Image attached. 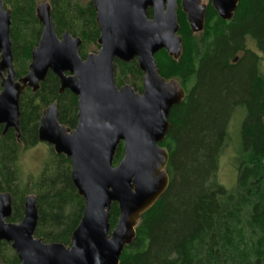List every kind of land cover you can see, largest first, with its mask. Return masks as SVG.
<instances>
[{
  "label": "trees",
  "instance_id": "1",
  "mask_svg": "<svg viewBox=\"0 0 264 264\" xmlns=\"http://www.w3.org/2000/svg\"><path fill=\"white\" fill-rule=\"evenodd\" d=\"M10 10V49L16 79L28 71L31 52L40 38L41 25L35 16V0H3ZM50 3L51 18L57 36L67 32L82 40L79 55L85 59L88 44L99 49V32L91 1L86 9L71 4L59 14ZM8 5V6H7ZM151 17V10H148ZM87 15L79 25L78 16ZM178 35L181 55L173 59L162 50L154 59L158 74L165 81L177 82L185 93L182 102L172 107L169 130L159 145L169 161L165 171L169 185L161 198L142 216L135 227V238L124 248L119 264H264V75L259 58L245 48V39L264 53V0H239L234 16L224 22L210 1L206 5L201 38L191 31L177 1ZM70 20V23L68 22ZM199 38V39H198ZM88 43V44H87ZM243 57L231 64L237 53ZM117 87L132 80L134 90L142 92V72L136 60H114ZM194 74V75H193ZM55 104L60 125L73 130L77 125V97L59 92L55 75L48 73L32 92L24 90L19 99V137L14 130L5 133L0 126V192L12 200L7 222L18 223L23 217L24 194L17 186L14 163L21 145L38 143L41 115ZM241 114L235 159L236 181L231 190L217 180L219 158L229 140V125ZM123 156L120 144L113 166ZM35 182L38 223L35 238L42 242L70 246L79 224L84 201L72 184L70 160L54 155ZM44 172V171H43ZM117 204L109 211L112 231L118 221ZM6 242L0 241V262L20 264Z\"/></svg>",
  "mask_w": 264,
  "mask_h": 264
},
{
  "label": "water",
  "instance_id": "2",
  "mask_svg": "<svg viewBox=\"0 0 264 264\" xmlns=\"http://www.w3.org/2000/svg\"><path fill=\"white\" fill-rule=\"evenodd\" d=\"M178 0H91L99 32V50L85 59L81 40L56 36L47 3L36 7L41 37L31 52L27 74L16 79L10 49V10L0 0V126L19 137V99L26 88L39 89L48 72L59 81V92L77 97V125H60L56 105L42 114L38 142L53 147L70 160V177L84 201L81 220L70 246L43 243L34 237L38 221L36 197L24 199L23 217L7 222L11 196L0 192V241L9 243L20 264H119L124 248L135 238V227L165 193L169 155L159 144L169 130L172 107L185 97L181 86L165 81L154 56L164 50L173 59L181 55ZM224 22L232 19L239 0H209ZM193 33L203 30L206 5L201 0H179ZM151 9V17L148 10ZM136 60L142 72V93L129 85L117 87L114 60ZM123 156L113 166L117 147ZM117 204L119 218L110 231L109 211ZM0 264H2L0 262Z\"/></svg>",
  "mask_w": 264,
  "mask_h": 264
},
{
  "label": "rangeland",
  "instance_id": "3",
  "mask_svg": "<svg viewBox=\"0 0 264 264\" xmlns=\"http://www.w3.org/2000/svg\"><path fill=\"white\" fill-rule=\"evenodd\" d=\"M53 1H55L53 6H55V9L57 10V12L59 14H62V12L63 13L66 12V7L70 10V8H72L75 4L78 5V9L80 10L86 9L87 3L91 0H35V3H36L35 7L43 3L50 4ZM3 2L4 1L2 0V5H5L3 4ZM208 2L209 0H201V4H204V5H207ZM71 4H73V6ZM78 17H80L79 25H83L84 28H86L87 30L88 27L85 24V20L89 21V18L87 19L88 16L83 15V16H78ZM68 22L70 23V20ZM201 32L194 33V35H197L199 38H201ZM81 43H82V40H81ZM88 45L90 47L88 48L87 54L96 53L99 50L98 49L93 52L91 51L92 49H94L92 44H88ZM245 48L251 52L257 53V56L259 57V60H260L258 69H259V72L264 75V53L257 51L254 43L250 41L249 39H245ZM237 55L238 57H240L241 53H237ZM124 85H129L133 88H135L136 86V85L133 86L132 80L130 78H127L124 81ZM141 86H142V83H141ZM135 92L139 94L142 93L137 90H135ZM240 120H241V114H235V116L232 118L231 123L229 125V140L219 158L217 180L219 184H221L227 190H231L234 187L235 181H236V172H235L234 164H235L236 153H237V148H238L237 136H238V125H239ZM54 155L58 156L53 151V147L45 143H42V142H38L33 147H25L24 145H21L18 151V154H17L16 162L14 163V170L16 171V174H17L16 178L18 181L16 183H17V186L19 187V192L24 194V199L26 196L31 195V194L36 197V194L32 192L34 184L35 182L39 180V178L43 174L44 175L48 174L47 170H44V169L47 167L46 165L49 162L54 163V160H55ZM48 167L50 168L52 167V165ZM1 193H7V192H1ZM23 205H24V200H23ZM11 207H12V200H11ZM46 244H49V242H46ZM8 246L11 249V251L15 253L12 250L10 244Z\"/></svg>",
  "mask_w": 264,
  "mask_h": 264
},
{
  "label": "flooded vegetation",
  "instance_id": "4",
  "mask_svg": "<svg viewBox=\"0 0 264 264\" xmlns=\"http://www.w3.org/2000/svg\"><path fill=\"white\" fill-rule=\"evenodd\" d=\"M48 4V3H47ZM49 5V7H50V4H48ZM35 10H36V8H35ZM151 10V9H150ZM35 16H36V12H35ZM50 17H51V7H50ZM37 18V17H36ZM38 20V19H37ZM51 21H52V18H51ZM39 22V21H38ZM39 24H40V22H39ZM52 24H53V21H52ZM10 25H11V20H10ZM41 25V24H40ZM53 28H54V24H53ZM41 31H42V25H41ZM54 32H55V29H54ZM65 33V32H64ZM55 34H56V32H55ZM62 35V34H61ZM61 35L60 36H57V34H56V36L60 39V37H61ZM70 35V34H69ZM71 36V35H70ZM40 37H41V33H40ZM40 39V38H39ZM39 41V40H38ZM38 43V42H37ZM37 46V45H36ZM79 51V50H78ZM239 53H241V55H240V57H238V55H236L233 59H232V61H231V64H236L242 57H243V55H244V53L243 52H239ZM257 54V53H256ZM259 58V57H258ZM48 73H51V72H48ZM53 74V73H52ZM54 75V74H53ZM47 76V75H46ZM16 77V76H15ZM57 78V77H56ZM58 79V78H57ZM59 82V81H58ZM26 89H30V88H26ZM25 89V90H26ZM0 90H1V88H0ZM31 90V89H30ZM32 91V90H31ZM46 110V109H45ZM44 113H45V111H44ZM42 116V115H41ZM41 118V117H40ZM40 120V119H39ZM38 125H39V123H38ZM38 130V129H37ZM46 144V143H45ZM48 145V144H47ZM6 221H7V219H6Z\"/></svg>",
  "mask_w": 264,
  "mask_h": 264
},
{
  "label": "bare ground",
  "instance_id": "5",
  "mask_svg": "<svg viewBox=\"0 0 264 264\" xmlns=\"http://www.w3.org/2000/svg\"><path fill=\"white\" fill-rule=\"evenodd\" d=\"M194 75V74H193Z\"/></svg>",
  "mask_w": 264,
  "mask_h": 264
}]
</instances>
